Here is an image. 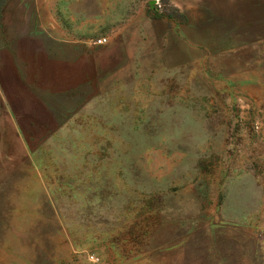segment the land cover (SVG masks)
<instances>
[{
    "label": "rangeland",
    "instance_id": "1",
    "mask_svg": "<svg viewBox=\"0 0 264 264\" xmlns=\"http://www.w3.org/2000/svg\"><path fill=\"white\" fill-rule=\"evenodd\" d=\"M24 4L0 76L36 90L35 152L0 264H264V0Z\"/></svg>",
    "mask_w": 264,
    "mask_h": 264
},
{
    "label": "crops",
    "instance_id": "2",
    "mask_svg": "<svg viewBox=\"0 0 264 264\" xmlns=\"http://www.w3.org/2000/svg\"><path fill=\"white\" fill-rule=\"evenodd\" d=\"M27 0H0V12L21 13L24 19L25 2ZM15 19V18H14ZM19 22V19L17 20ZM26 87V91L18 86L7 85L0 76V196L6 195L4 178L14 169L27 173L30 170L31 152H35L34 146L31 148L32 134L35 118L25 117L26 111L22 110L18 104L25 101L35 102L34 88ZM29 89V90H28ZM33 102V103H34ZM29 106V105H28ZM31 105L30 110L35 109ZM29 112V111H28ZM26 122L28 129L25 128Z\"/></svg>",
    "mask_w": 264,
    "mask_h": 264
},
{
    "label": "built area",
    "instance_id": "3",
    "mask_svg": "<svg viewBox=\"0 0 264 264\" xmlns=\"http://www.w3.org/2000/svg\"><path fill=\"white\" fill-rule=\"evenodd\" d=\"M103 43H105V40H104V39H103V40H98V42H97L98 45H101V44H103ZM90 259H91V261H93V262L97 261V259H95V257H91Z\"/></svg>",
    "mask_w": 264,
    "mask_h": 264
}]
</instances>
